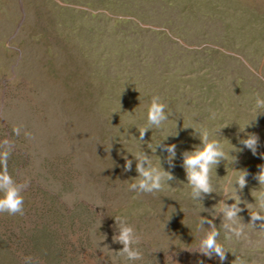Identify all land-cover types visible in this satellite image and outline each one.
<instances>
[{"label": "rangeland", "instance_id": "1", "mask_svg": "<svg viewBox=\"0 0 264 264\" xmlns=\"http://www.w3.org/2000/svg\"><path fill=\"white\" fill-rule=\"evenodd\" d=\"M257 93L264 0H0V141H13L8 168L29 185L22 214L0 213V264H132L114 241L116 219L136 229L143 259L135 264H220L196 246L201 213L211 218L206 211L223 197L191 198L183 153L202 143L193 124L224 128L218 138L242 148L238 123H252L258 153L233 152L236 162L213 173L218 186L234 168L250 173L241 194L250 222L264 165ZM157 95L171 117L143 142L136 126H147ZM170 134L174 168L168 153L148 147ZM143 144L176 178L162 191L130 190L138 173L135 161L125 171V156ZM220 239L230 251L224 264H264V223L230 241L221 230Z\"/></svg>", "mask_w": 264, "mask_h": 264}, {"label": "clouds", "instance_id": "2", "mask_svg": "<svg viewBox=\"0 0 264 264\" xmlns=\"http://www.w3.org/2000/svg\"><path fill=\"white\" fill-rule=\"evenodd\" d=\"M167 109V103L163 102L160 96L152 97L148 109V124L147 126H136L140 135L139 137L135 136V138L147 142L145 137L150 130H165L171 117ZM254 111L258 113V116L264 114V96L259 93L256 94ZM216 118L217 114L213 112L210 119L215 120ZM238 124L240 125V132L245 133V136L239 138L240 144L243 145L242 148H238L232 142L233 147H227L218 138L223 136L222 130L224 128H208L193 124L190 127L195 130L193 135L198 137L202 143L196 145L194 150H187L183 153V167L187 174V183L184 184L191 188V198L197 202H204V199L214 192L223 197L213 209L206 211L210 212L211 218L202 215L204 212L201 213L198 228L203 232V235L199 238L196 246L201 254L209 258L219 257L220 264H224L227 260V254L230 252L220 239L221 230L224 233V240L230 241L233 237L236 239L244 237L246 229L254 226L257 222L264 223V165L260 166V171L255 177L259 181L260 187L254 197L255 203H251L257 210L250 212V222H245L241 215L245 211V207H242V205L250 210L249 202L244 200L241 195L249 183L248 176L250 173L247 170L234 168V179L230 180L228 184L218 186L217 183H214L216 179L213 175L214 170L217 172L222 161L228 163L229 159L234 157V163L236 162L237 157L233 155V152H240L246 148L251 150L254 155L258 153L260 138L255 133L247 131L252 123L247 125ZM13 133L19 136L21 128H14ZM170 136L174 135H167L162 142L154 147L152 143H148V147L152 150V153H156L161 149L168 153L167 162L174 168L178 146L164 143ZM144 144L142 145L143 149ZM14 150L15 145L11 139L0 141V213L7 212L12 215L23 213V193L29 186L28 183L18 182L8 168V161ZM127 152L134 159L125 156V171H132L135 161L138 173V176L131 178L133 182L130 184V190L139 194L155 193L162 191L166 185L171 186L170 182L176 179L173 172L166 170L163 166L161 156L157 155L159 159L154 160L153 156L149 155L145 149L139 152L131 150H127ZM230 201L234 202L230 203ZM217 219H221L219 226L216 223ZM116 222L117 233L114 236V241L123 245L120 254H126L127 260L135 264L136 261L143 259L142 251L135 246L139 244L136 229L128 224L126 220L116 219ZM238 259H240V264H245L242 258Z\"/></svg>", "mask_w": 264, "mask_h": 264}]
</instances>
